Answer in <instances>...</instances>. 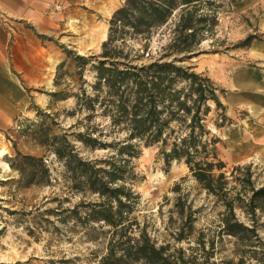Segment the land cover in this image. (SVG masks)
<instances>
[{"label": "rangeland", "instance_id": "obj_1", "mask_svg": "<svg viewBox=\"0 0 264 264\" xmlns=\"http://www.w3.org/2000/svg\"><path fill=\"white\" fill-rule=\"evenodd\" d=\"M109 18L102 21L105 30L98 28L97 42L79 35L78 21L65 19L45 34L33 29L34 63H42L43 46L48 66L9 68L18 87L15 98L0 100V264H101L110 246L120 247L115 239L110 242L111 226L89 214L100 197L85 187L76 168L67 167L66 156L59 158L54 151L61 147L64 155L74 152L70 157L73 166L78 157L90 162L108 158L112 148L90 147L77 138L76 133L86 126L102 141L124 138V133L111 131L109 118L100 109L85 119L89 112L78 104L81 94L75 95L82 89L92 93L96 59L90 56L100 54ZM215 19L190 52L193 56L183 63L204 72L224 90L219 98L227 118L215 127L213 103L207 117L220 138L216 152L225 163L222 169L228 173L233 165L252 162L259 182L264 175V141L252 140V126L258 119L250 107L254 97L235 88L233 76L240 65H252L250 59L246 62L247 55L255 43L264 41V1L223 4ZM175 20L176 12L152 33L146 48L136 36L115 44H122V53L141 54L138 63L148 62L161 53ZM138 149L132 158L134 179L130 183L135 197L122 207L126 218L119 232L121 225L133 227L135 238L143 231L149 242L163 247L165 259L160 264H264V211L256 210L253 215L235 208L238 220L254 231L244 238L223 233L221 195L208 193L182 160L167 165L156 145L140 143ZM23 155L33 156V167L26 166ZM118 183L128 185L127 181ZM109 261L157 264L131 256L109 257L104 264Z\"/></svg>", "mask_w": 264, "mask_h": 264}, {"label": "trees", "instance_id": "obj_2", "mask_svg": "<svg viewBox=\"0 0 264 264\" xmlns=\"http://www.w3.org/2000/svg\"><path fill=\"white\" fill-rule=\"evenodd\" d=\"M235 1L124 0L112 12L102 50L90 56L96 59L92 65L95 71V80L90 85L92 93L82 89L75 95L81 94L78 104L89 112L85 119L100 109L109 118L111 131L124 133V138L102 141L99 136H92L93 130L86 126L76 133L77 138L90 147L112 148L113 153L94 162L78 157L74 166L70 158L76 155L74 152L64 155L61 147L54 149L59 158L66 156L67 167L78 170L85 187L100 197L89 214L109 224L113 230L110 242L115 239L114 243H120V247H109L101 264L109 257L114 260L124 256L144 257L157 264L165 259L163 247L149 242L143 231L135 238L131 235L133 227L121 225L119 232V225L126 218L122 207L129 206L135 197L130 186L134 179L132 158L138 155L140 143L156 145L167 165L172 160H182L208 193L221 195L223 233L244 238L254 231L238 220L235 208L253 215L256 210L264 211V175L258 182L260 176L252 169V162L233 165L228 173L222 169L225 163L216 152L220 138L209 127L207 117L213 103L215 127L219 128L221 119L227 118L225 105L219 98L224 90L204 72H196L193 65L183 63L193 56L190 52L214 25L219 8ZM174 12L176 20L170 38L153 60L138 63L141 54L122 53V44H115L117 40L124 42L127 37L136 36L146 48L152 33ZM248 41L247 38L243 44ZM23 158L26 166L33 167V156ZM120 180L128 185L118 183Z\"/></svg>", "mask_w": 264, "mask_h": 264}, {"label": "crops", "instance_id": "obj_3", "mask_svg": "<svg viewBox=\"0 0 264 264\" xmlns=\"http://www.w3.org/2000/svg\"><path fill=\"white\" fill-rule=\"evenodd\" d=\"M121 1L0 0V100L13 99L17 93L18 79L11 75L9 68L48 66L47 61L44 64L46 54L44 56L43 46L40 58L42 63H34L37 60L32 55L35 42L33 29L45 34L51 28H59L65 19L73 23L78 21L79 23L75 25L79 35L97 42L98 28L105 30L106 26L102 21L110 17L111 13L120 6ZM9 50L13 52L8 54ZM17 52L23 54L18 56ZM247 58L246 62L250 59L252 65L243 64L235 70L234 87L240 91L253 93L254 99L250 102V107L258 119L257 123L253 122L255 125L252 126V131L255 137L252 140L264 141V41L255 43L252 53L247 55ZM247 87L250 88L247 90ZM2 115L3 107L0 103V119Z\"/></svg>", "mask_w": 264, "mask_h": 264}, {"label": "bare ground", "instance_id": "obj_4", "mask_svg": "<svg viewBox=\"0 0 264 264\" xmlns=\"http://www.w3.org/2000/svg\"><path fill=\"white\" fill-rule=\"evenodd\" d=\"M252 1V0H251ZM245 133V132H244ZM245 136V135H244ZM5 165V164H4ZM6 166V168H8V166H7V164L5 165Z\"/></svg>", "mask_w": 264, "mask_h": 264}]
</instances>
